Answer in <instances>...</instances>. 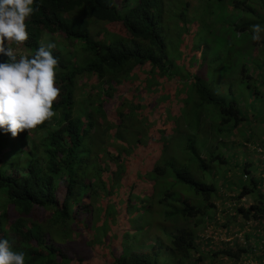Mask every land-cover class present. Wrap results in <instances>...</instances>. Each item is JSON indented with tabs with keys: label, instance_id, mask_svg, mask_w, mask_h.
<instances>
[{
	"label": "trees",
	"instance_id": "16d2710c",
	"mask_svg": "<svg viewBox=\"0 0 264 264\" xmlns=\"http://www.w3.org/2000/svg\"><path fill=\"white\" fill-rule=\"evenodd\" d=\"M175 1L189 6L185 0H121L118 7L113 0H36L37 10L27 21L29 40L21 46L25 56L35 53L43 34L61 37L76 50L64 60L63 47L53 49L60 61L56 76L60 95L53 102L56 116L51 122L25 130L16 138L0 131V240L6 239L15 250L23 251L25 264H187L191 259L193 227L209 220L216 187L195 179L186 165L169 160L164 166L161 160L144 170L149 171L143 180H151V194H134L139 183L131 193L133 179L141 176L127 152L140 145L143 128L139 124L143 122L130 124L126 118L135 119L136 106L131 103L127 112L121 111L126 102L119 100L129 85L143 92L148 91L149 78H171L172 60L163 36L173 40L186 17L173 9ZM192 1L196 6L198 1ZM239 4L233 1L232 8ZM94 22L109 24L117 35L92 37L88 26ZM167 29L173 30L172 35ZM6 59L0 56V62ZM145 65L149 75L140 84L132 77ZM194 79L190 85L199 105L216 106L219 125L232 121L235 128L243 120L235 105L225 103L199 77ZM112 99L113 103L107 104ZM114 104L115 111L105 107ZM110 120L116 121L113 130L118 141L97 142L112 140L107 128L101 129L103 124L112 125ZM185 148L203 167L194 142L187 140ZM243 173L248 174L250 183L231 189L236 200L256 187L246 167ZM118 188L125 196L118 193L117 199L111 200ZM252 198L254 203L240 205L236 214L264 223V202ZM148 201L150 220L142 237L155 243L145 246L149 252L143 253L132 249L131 226L138 216L133 205ZM156 217H161V224L154 221ZM190 220L193 222L188 225ZM172 222L175 225L171 227ZM159 231L165 244L153 237ZM154 248L158 251L151 252ZM243 252L223 250L218 254L237 258ZM200 259L202 255L196 261Z\"/></svg>",
	"mask_w": 264,
	"mask_h": 264
},
{
	"label": "rangeland",
	"instance_id": "374dc122",
	"mask_svg": "<svg viewBox=\"0 0 264 264\" xmlns=\"http://www.w3.org/2000/svg\"><path fill=\"white\" fill-rule=\"evenodd\" d=\"M185 1L189 3L188 9L183 6V1H175L173 5L174 10L186 15L180 32L173 40L167 34L163 36L168 58L172 60L171 78L165 75L155 81L149 78L148 91L144 89L143 92V89L133 90L129 85L121 93L123 97L119 98L126 102L121 111L127 112L131 103L136 106L133 110L136 117L127 116L128 122L136 126L139 120L143 122L139 124L143 128L140 145L127 152L133 161L134 170L139 171L141 176L138 180L133 179L131 193H134V186L139 183L141 190L137 189L134 194H151V180H143L149 172L144 170L150 165L158 164L161 160L164 166L170 163L169 160H174L179 166L186 165L195 179L216 187L210 200L212 207L207 215L209 220L193 227L195 250L187 264H264V223L245 220L235 211L240 205L247 207L254 203L252 197L264 202V33L259 42H252L250 38L252 25L264 26V0H197L196 6L192 0ZM233 1H239V6L232 8ZM120 2L113 0L117 7ZM88 30L96 38L117 35L105 23H91ZM166 31L172 35V29ZM62 40L56 35L43 34L40 44L53 42L56 44L55 49L63 47L62 57L66 60L76 49ZM11 46L16 55L27 54L23 47H17L16 44ZM147 75L148 66L145 65L138 68V74L132 78L142 84ZM196 76L225 103L235 105L243 118L235 128L232 121L219 125L216 106L199 105L190 85ZM90 81L95 83L92 79ZM82 91L90 93L88 90ZM105 107L115 111L117 105ZM108 118L113 119L112 116ZM110 123L112 125L103 124L101 129L107 128L112 140L104 142L94 137L97 142L113 144L118 141L113 130L117 126L116 121L110 120ZM101 126L96 125L97 128ZM187 140L194 142L203 160V167L185 148ZM210 158H214L213 162H210ZM219 159L223 162H219ZM245 167L256 181V187L248 196L236 200L231 189L250 183L248 174L243 173ZM118 193L125 196L124 191L118 188L111 195V200H116ZM122 202L123 199L118 200L119 204ZM148 205H151V201L133 205L138 216L131 226V239L135 242L132 249L143 253L149 252L145 246L155 243L142 237L147 232L146 222L150 220V211L146 212ZM154 221L162 223L161 217L154 218ZM192 222L190 220L188 225ZM172 224L175 225V222L171 223V227ZM176 225L181 223L176 222ZM159 232L153 237L157 236L165 244L163 232ZM238 249L245 252L237 258L218 254L223 250L236 252ZM153 251L158 250L154 248ZM211 252L216 253L215 258L209 257ZM200 255L202 259L196 261Z\"/></svg>",
	"mask_w": 264,
	"mask_h": 264
},
{
	"label": "clouds",
	"instance_id": "9594fccd",
	"mask_svg": "<svg viewBox=\"0 0 264 264\" xmlns=\"http://www.w3.org/2000/svg\"><path fill=\"white\" fill-rule=\"evenodd\" d=\"M36 0H0V131L12 138L35 129L56 116L53 102L60 95L56 86L59 59L53 55L56 44L41 42L29 58H17L12 44L20 47L29 40L27 21L37 8ZM251 41L259 42L264 26H251ZM0 264H25V253L0 240Z\"/></svg>",
	"mask_w": 264,
	"mask_h": 264
}]
</instances>
